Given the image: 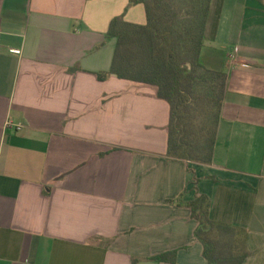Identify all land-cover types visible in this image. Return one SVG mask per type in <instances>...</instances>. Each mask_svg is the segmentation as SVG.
I'll list each match as a JSON object with an SVG mask.
<instances>
[{
    "label": "crops",
    "instance_id": "obj_1",
    "mask_svg": "<svg viewBox=\"0 0 264 264\" xmlns=\"http://www.w3.org/2000/svg\"><path fill=\"white\" fill-rule=\"evenodd\" d=\"M130 1L0 0V264H207L177 204L197 194L264 264V0L210 3L200 61L228 74L212 164L167 156L156 86L98 77L112 19L148 20Z\"/></svg>",
    "mask_w": 264,
    "mask_h": 264
},
{
    "label": "trees",
    "instance_id": "obj_2",
    "mask_svg": "<svg viewBox=\"0 0 264 264\" xmlns=\"http://www.w3.org/2000/svg\"><path fill=\"white\" fill-rule=\"evenodd\" d=\"M212 0H131L145 6L147 22L112 19L109 37L116 40L112 67L98 73L116 75L157 87V96L171 106L167 156L174 160L212 164L228 74L200 61ZM195 183L197 178L194 179ZM198 220L195 236L207 264H243L248 258L247 230L210 217L211 200L197 194L182 202ZM177 251L154 256L175 262Z\"/></svg>",
    "mask_w": 264,
    "mask_h": 264
}]
</instances>
